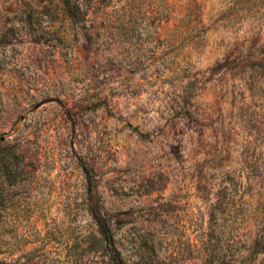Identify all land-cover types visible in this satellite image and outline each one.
I'll list each match as a JSON object with an SVG mask.
<instances>
[{"label": "rangeland", "instance_id": "374dc122", "mask_svg": "<svg viewBox=\"0 0 264 264\" xmlns=\"http://www.w3.org/2000/svg\"><path fill=\"white\" fill-rule=\"evenodd\" d=\"M96 2L103 36L111 23L142 62L110 83L119 94L89 106L97 128L85 139L51 122L59 102L36 91L39 76L53 83L40 69L56 75L53 62L39 66L31 31L41 19L61 27L62 0H0V263L111 264L86 205L90 182L126 264H203L211 228L232 226L212 217L222 211L235 215L242 254L264 215V0L250 11L234 0ZM86 141L96 163H84Z\"/></svg>", "mask_w": 264, "mask_h": 264}, {"label": "trees", "instance_id": "16d2710c", "mask_svg": "<svg viewBox=\"0 0 264 264\" xmlns=\"http://www.w3.org/2000/svg\"><path fill=\"white\" fill-rule=\"evenodd\" d=\"M97 0H62L63 9L61 27H57L54 21H46L41 19L36 24V29L31 33L35 37V44L41 48L38 52L37 60L42 68L45 63L53 62V73L56 77L47 78L50 74V69H40L45 78L52 80L53 83L44 84L43 77H38V85L36 91L40 98V102L45 103L46 96L55 97L61 111L51 120L58 123V126L67 129L68 134L73 135L80 130L81 136L90 138L97 127H93V121L86 117V112L90 105L98 104L99 102L108 103L116 94L109 85L116 77H122L128 74L130 68L139 67L142 62V55L136 52L131 47L130 39L125 34H115V28L111 27L106 32V37L100 29V23L97 19L103 16L100 3ZM263 0H234V5L238 6L241 11H250L258 3ZM46 14L40 13L44 18ZM48 23V25L42 24ZM114 36V37H113ZM108 38L110 42L102 41L101 39ZM160 35L153 28L148 31L147 44L151 45L152 51L149 57L148 68L151 69L159 63L157 56L158 47H154L155 42L159 41ZM51 50L46 51L44 49ZM57 55L64 58V65L57 60ZM50 58L53 61H45ZM46 64V65H47ZM58 78V79H57ZM127 79V78H126ZM60 80V82L58 81ZM48 84V85H47ZM23 92H25L23 90ZM93 113V112H91ZM10 121V120H9ZM46 124L34 126L35 130L41 132ZM6 129H3L4 132ZM63 134V133H62ZM64 135L60 137V144L66 142ZM23 147V145H21ZM77 146L74 144L72 149ZM82 148L87 153L84 163H96V155L92 154L94 148L93 143L86 141ZM6 149L0 150V160L4 159L3 153ZM95 168L91 165L86 167L87 173H94ZM231 193L223 195L222 199L226 200L227 204L236 201L235 194ZM225 201H221L224 203ZM86 205L89 215L93 218L98 226L99 233L102 237L104 248L107 251L108 258L111 264H126L119 249L115 243L114 232L111 222L103 214L101 200L95 182H90L87 186ZM224 216H229L232 221V226L227 231H222L217 228H211L208 232L210 241L203 249V264H256L254 258L264 254V215L257 222V230L255 238H253L251 246L242 254L234 250L237 244V236L234 231L235 215L222 211L218 213V220ZM0 264H4L1 262ZM260 264H264V259Z\"/></svg>", "mask_w": 264, "mask_h": 264}]
</instances>
